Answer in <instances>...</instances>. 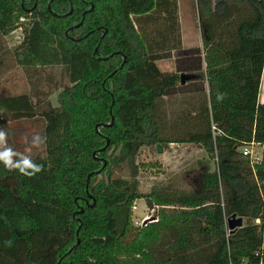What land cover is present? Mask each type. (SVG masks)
Segmentation results:
<instances>
[{
  "label": "trees",
  "instance_id": "trees-1",
  "mask_svg": "<svg viewBox=\"0 0 264 264\" xmlns=\"http://www.w3.org/2000/svg\"><path fill=\"white\" fill-rule=\"evenodd\" d=\"M193 5L203 56L182 49L178 70L162 71L156 60L181 46L177 0H0V50L19 23L17 64L36 74L61 67L70 83L57 106L36 83L0 95V115L36 114L29 125L46 138L31 149L44 166L35 176L0 163V264L264 261L254 223L264 221V153L251 164L241 151L264 144V0ZM180 74L192 78L181 84ZM30 137L9 136V145L25 152ZM173 143L205 154L190 171L194 183L142 193L138 174L159 164L139 163L140 149ZM123 167L127 178L115 175ZM141 198L156 220L135 226ZM233 214L243 226L230 233Z\"/></svg>",
  "mask_w": 264,
  "mask_h": 264
},
{
  "label": "rangeland",
  "instance_id": "rangeland-1",
  "mask_svg": "<svg viewBox=\"0 0 264 264\" xmlns=\"http://www.w3.org/2000/svg\"><path fill=\"white\" fill-rule=\"evenodd\" d=\"M177 8L181 46L180 49L166 52V57L156 60L158 67L162 71L178 70L177 63L182 59L178 53L182 49L186 53V57L191 54V50H198L200 57L202 58L203 56L200 30L197 24L193 0H177ZM21 28L19 23L16 24L14 29L2 39L0 50V62L2 63L0 66V95L12 96L30 93L33 83H36L38 89L46 94V96L42 95V97L48 99L53 106H57V95L62 89L61 86L70 84L68 77L61 67L37 68L36 74L35 70L26 69L17 64L13 51L22 40ZM172 40L174 41V39ZM168 42H171V40ZM200 68L202 71L204 70L203 61H201ZM48 76H50V80H48ZM191 87L194 88V86ZM35 115L1 114L0 121L9 127L8 134L12 140H14V136L19 140H23L30 136L33 137L40 130L37 127L38 125L36 127L29 125V121ZM12 143V147L23 145L22 142L13 141ZM254 149L258 153L260 152L258 146H255ZM204 155L203 151L192 143L169 144L166 147H161V152H158L155 147H142L137 155V161L139 163L156 162L159 166L140 171L138 174L140 191L147 193L153 185L158 184H170L180 190L187 189L194 183L192 181L196 176L195 171H190L195 167L197 159ZM115 175L127 178V167H123L121 171H115ZM133 205L135 207H132V222L135 226L144 224L146 217L154 216L156 213V208L150 210L146 207L143 198L136 200Z\"/></svg>",
  "mask_w": 264,
  "mask_h": 264
},
{
  "label": "clouds",
  "instance_id": "clouds-1",
  "mask_svg": "<svg viewBox=\"0 0 264 264\" xmlns=\"http://www.w3.org/2000/svg\"><path fill=\"white\" fill-rule=\"evenodd\" d=\"M45 139L40 134L33 135L30 146L25 152H20L9 145V134L0 128V163L9 170H19L27 177H33L43 171L44 166L33 161L30 153L32 148H40L45 144Z\"/></svg>",
  "mask_w": 264,
  "mask_h": 264
},
{
  "label": "built area",
  "instance_id": "built-area-1",
  "mask_svg": "<svg viewBox=\"0 0 264 264\" xmlns=\"http://www.w3.org/2000/svg\"><path fill=\"white\" fill-rule=\"evenodd\" d=\"M255 146L259 147V149H260L259 153L254 149ZM241 151H242V155L248 156L251 159V164H253L255 162H258L261 159L262 153H264V144L251 142L249 145L243 147L241 149ZM132 207H135V206L133 205ZM145 220H148V222H152V221L156 220V218H155V216L151 215L149 217H146ZM225 223H226L225 226L227 228V232H229V229L227 227V219H225ZM254 223L257 225H260L261 230H262V234L264 237V221H261L260 219H256L254 221ZM258 264H264V261L262 260L261 256H260V262Z\"/></svg>",
  "mask_w": 264,
  "mask_h": 264
},
{
  "label": "water",
  "instance_id": "water-1",
  "mask_svg": "<svg viewBox=\"0 0 264 264\" xmlns=\"http://www.w3.org/2000/svg\"><path fill=\"white\" fill-rule=\"evenodd\" d=\"M191 78H192L191 75L180 74L181 84H184L186 81L190 80ZM156 148H157L158 152H161V146L160 145H157ZM147 222H148V220H145L144 224ZM242 226H243V219L241 217H236V215H234V214L230 218H228V220H227V227H228L230 233L235 232V230L237 228H240Z\"/></svg>",
  "mask_w": 264,
  "mask_h": 264
},
{
  "label": "crops",
  "instance_id": "crops-1",
  "mask_svg": "<svg viewBox=\"0 0 264 264\" xmlns=\"http://www.w3.org/2000/svg\"><path fill=\"white\" fill-rule=\"evenodd\" d=\"M258 101L260 103H264V66H263L262 77L259 86Z\"/></svg>",
  "mask_w": 264,
  "mask_h": 264
}]
</instances>
